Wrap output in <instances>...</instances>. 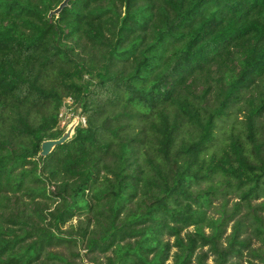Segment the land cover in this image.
Returning <instances> with one entry per match:
<instances>
[{"label":"trees","instance_id":"1","mask_svg":"<svg viewBox=\"0 0 264 264\" xmlns=\"http://www.w3.org/2000/svg\"><path fill=\"white\" fill-rule=\"evenodd\" d=\"M63 2L0 0V264H264V0Z\"/></svg>","mask_w":264,"mask_h":264},{"label":"rangeland","instance_id":"2","mask_svg":"<svg viewBox=\"0 0 264 264\" xmlns=\"http://www.w3.org/2000/svg\"><path fill=\"white\" fill-rule=\"evenodd\" d=\"M80 113V110L79 109H77L75 112H74V117L75 118H73V120H71L70 121V124L67 126V127H65L64 128V133H65V131L68 129V127L70 126V125H72L74 122H75V120H77V119H81L82 117H81V114H79ZM241 119V118H240ZM68 119H67V116H64L63 117V121H67ZM78 121V120H77ZM79 123V122H78ZM62 126V125H61ZM78 126H81V121H80V123L78 124ZM63 133V134H64ZM228 200H229V204H228V207L229 208H231L232 206H233V204L234 203H236V202H239V199L235 196V195H228V198H227ZM264 201V198H260L259 200H256V201H253L252 202V205H259L260 203H262ZM223 203V200L222 199H218V200H215V202L213 203V206H212V209L210 210V212H209V214L211 215H215V209H213V208H219L220 207V205ZM215 217H217V216H215ZM74 222V224L76 223V221H73ZM232 225H233V223L232 224H230L229 225V227L227 228V235H229L230 233H231V231H232ZM188 231H193V228H189L188 229ZM209 230H207V232H208ZM246 236H248V238H251V244H252V247L253 248H261V247H264V243L262 242V241H260L258 238H255L252 234H251V232L249 233V234H246ZM174 251H175V249H174ZM203 251H207V248H205ZM100 262H104V259L101 257L100 258V260H99ZM88 264V263H87ZM89 264H92V263H89ZM206 264H214V261H213V258H210L208 261H207V263ZM239 264H246L245 263V259H244V261H240L239 262Z\"/></svg>","mask_w":264,"mask_h":264},{"label":"water","instance_id":"3","mask_svg":"<svg viewBox=\"0 0 264 264\" xmlns=\"http://www.w3.org/2000/svg\"><path fill=\"white\" fill-rule=\"evenodd\" d=\"M69 1L70 0H64V2L56 10H54L50 15L59 14L61 12V10L66 7V5L68 4ZM77 120H75V122L68 127V129L65 131V133L62 135V137L60 139L49 140V141L43 142L42 146H41L40 155L42 157H48L57 146L63 145L66 142H68L72 138V136L74 135L75 129L78 126Z\"/></svg>","mask_w":264,"mask_h":264},{"label":"built area","instance_id":"4","mask_svg":"<svg viewBox=\"0 0 264 264\" xmlns=\"http://www.w3.org/2000/svg\"><path fill=\"white\" fill-rule=\"evenodd\" d=\"M66 106L61 110L60 113V128L64 129L65 127H67L70 124V121L73 120L74 117V109L72 108L73 106V100L71 98H68L65 100ZM67 116V121H63V117ZM81 121V125L85 126L86 122H85V118L82 117L81 119H78V122L80 123ZM78 123V124H79ZM62 125V126H61Z\"/></svg>","mask_w":264,"mask_h":264}]
</instances>
